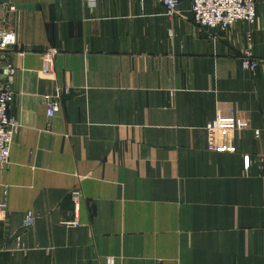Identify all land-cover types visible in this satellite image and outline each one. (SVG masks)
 Listing matches in <instances>:
<instances>
[{
  "label": "crops",
  "instance_id": "crops-1",
  "mask_svg": "<svg viewBox=\"0 0 264 264\" xmlns=\"http://www.w3.org/2000/svg\"><path fill=\"white\" fill-rule=\"evenodd\" d=\"M0 24V264H264V0L227 31L161 0H0Z\"/></svg>",
  "mask_w": 264,
  "mask_h": 264
},
{
  "label": "built area",
  "instance_id": "built-area-1",
  "mask_svg": "<svg viewBox=\"0 0 264 264\" xmlns=\"http://www.w3.org/2000/svg\"><path fill=\"white\" fill-rule=\"evenodd\" d=\"M92 1V0H90ZM184 1L190 2V15L192 22L201 29L227 31L237 22L253 23L256 19V5L258 0H161L167 17H174L178 14L179 8ZM9 12L14 10L9 7ZM0 24V53L10 51L16 46V36L11 30L2 28ZM44 73L51 74L53 71L52 54L44 55ZM257 62L247 56L242 59L241 67L244 70L253 71ZM6 79L9 78L7 69L4 70ZM9 81V80H8ZM65 91L68 89L65 88ZM46 102V114L53 117L58 110L57 97L44 96ZM12 94L8 90L6 81L0 82V168L9 164L10 146L18 130L16 119L9 116ZM245 124L237 122V129L241 130ZM73 205V219L65 222L68 227H78L79 211L82 195L79 190H72L69 193ZM6 209L5 202L0 203V214ZM34 223V216L27 214L22 225L30 227ZM19 239V238H18ZM107 264H113L109 259Z\"/></svg>",
  "mask_w": 264,
  "mask_h": 264
},
{
  "label": "water",
  "instance_id": "water-1",
  "mask_svg": "<svg viewBox=\"0 0 264 264\" xmlns=\"http://www.w3.org/2000/svg\"><path fill=\"white\" fill-rule=\"evenodd\" d=\"M6 78V75L4 74V68H0V82Z\"/></svg>",
  "mask_w": 264,
  "mask_h": 264
},
{
  "label": "rangeland",
  "instance_id": "rangeland-1",
  "mask_svg": "<svg viewBox=\"0 0 264 264\" xmlns=\"http://www.w3.org/2000/svg\"><path fill=\"white\" fill-rule=\"evenodd\" d=\"M73 190H77V189H73ZM72 191V190H71Z\"/></svg>",
  "mask_w": 264,
  "mask_h": 264
}]
</instances>
